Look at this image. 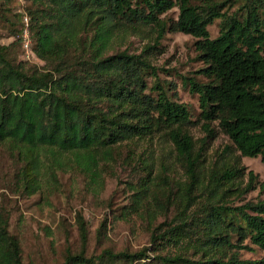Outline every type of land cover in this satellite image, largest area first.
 Returning a JSON list of instances; mask_svg holds the SVG:
<instances>
[{
    "label": "trees",
    "instance_id": "obj_1",
    "mask_svg": "<svg viewBox=\"0 0 264 264\" xmlns=\"http://www.w3.org/2000/svg\"><path fill=\"white\" fill-rule=\"evenodd\" d=\"M25 1L14 19L0 13L12 38L0 43V192L47 198L66 172L101 188L104 169L137 160L143 144L168 146L184 172L167 182L135 163L130 176L117 178L127 201L118 218L145 221L146 247L88 256L79 219L80 247L66 248L56 264H264V198L243 199L264 194V180L249 171L242 186L244 168L205 166L190 132L200 124L207 140L217 130L240 157L264 165V0ZM24 17L41 66L23 59L16 28ZM169 33L194 39L201 66L182 79L197 100L196 121L176 100L171 72L152 63ZM136 42L144 43L139 51ZM5 200L1 192L0 264H27ZM257 250V259L242 257Z\"/></svg>",
    "mask_w": 264,
    "mask_h": 264
},
{
    "label": "rangeland",
    "instance_id": "obj_2",
    "mask_svg": "<svg viewBox=\"0 0 264 264\" xmlns=\"http://www.w3.org/2000/svg\"><path fill=\"white\" fill-rule=\"evenodd\" d=\"M1 4V3H0ZM25 0H11L9 5L0 7V13L4 17L14 19L13 15L23 13L26 6ZM8 8L10 12H4ZM175 14V11H173ZM26 18V17H24ZM24 18L16 29H21L19 36L23 37L25 28ZM27 19V18H26ZM0 43L12 42L7 29L10 27L3 19H0ZM15 22V20H13ZM218 22L209 27L210 36L215 38L218 34ZM22 43V42H21ZM194 39L180 33H169L162 42V46L152 56V63L170 71L167 76L174 84L176 100L186 104L196 121L198 114L197 100L188 91L183 83V77L193 76V73L201 66L195 62L196 54L193 48ZM144 43L136 42L134 47L138 51ZM21 52V50H20ZM23 59L41 66L43 63L32 57L30 53L23 55ZM27 58V59H26ZM161 74L163 77L165 75ZM195 142V151L200 153L201 158L206 160L205 166L209 163L234 164L244 168V177L241 185L248 182L247 173L251 171L257 181L264 180V165L259 158H242L236 152L230 140L221 132L216 130L215 137L205 139V134L199 125L190 128ZM139 156V158H138ZM126 156H122L125 158ZM140 159V161H138ZM135 163H145L149 169L152 168L154 176L165 178L167 182H176L184 179V172L170 153V148L158 143L143 144L137 152V160L125 161L124 163H110L103 173V186L90 187L87 180L72 173H61L59 175L60 186L58 192L46 197L34 195L29 198H21L17 195L6 194L5 204L10 211V232L20 241L23 260L27 264H56L61 262L62 255L66 248L77 250L81 243L79 219L83 221L88 230L87 255H98L102 248L112 247L116 251L129 249L139 250L148 245V233L145 230V221L128 218H118L121 212L120 207L126 204V193L123 192L125 184L118 183L117 178L124 180L130 176L131 166ZM136 167H138L136 165ZM164 174L165 176H163ZM156 178L159 183V179ZM0 192V193H1ZM264 194L259 190L250 191L243 199L244 201L263 199ZM239 200L235 202L237 205ZM104 225V228L102 226ZM106 233L107 239L102 245L98 241V231ZM263 254L260 251L244 252L245 259H257Z\"/></svg>",
    "mask_w": 264,
    "mask_h": 264
},
{
    "label": "built area",
    "instance_id": "obj_3",
    "mask_svg": "<svg viewBox=\"0 0 264 264\" xmlns=\"http://www.w3.org/2000/svg\"><path fill=\"white\" fill-rule=\"evenodd\" d=\"M24 24H25V28L23 30V37H22V49L25 52V54L28 55V53H30V38H29V22L28 19L24 18Z\"/></svg>",
    "mask_w": 264,
    "mask_h": 264
}]
</instances>
